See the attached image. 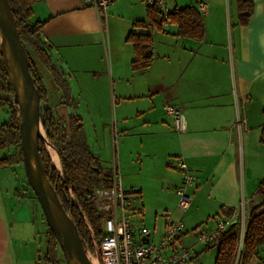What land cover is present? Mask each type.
<instances>
[{
	"label": "crops",
	"instance_id": "crops-1",
	"mask_svg": "<svg viewBox=\"0 0 264 264\" xmlns=\"http://www.w3.org/2000/svg\"><path fill=\"white\" fill-rule=\"evenodd\" d=\"M248 1L253 4V13L247 24L241 25L236 0H172V7L168 6L171 13L191 7L199 14L202 39L178 36L177 26L168 21L161 30H148L154 59L148 69L134 72V52L126 39L134 24L146 18L142 0H116L103 19L82 0H34L31 21L44 23L41 37L55 66L64 75L67 67L77 73L79 82L74 83V76L65 78L71 94L80 95L81 91L87 99L84 105L90 109L85 113L92 118L90 111L97 103L110 102L117 108L118 122L110 126L111 158H116L122 187L131 198L128 216L137 214L149 224L133 225L135 235L138 229L147 228L154 244L160 241L168 221L184 226L175 245L180 249L187 247L188 235L193 244L200 232L214 230L220 220L237 215L241 208L245 224L249 210L260 203L257 190L264 179V144L260 142L264 123V0ZM200 5L205 6L204 11ZM44 87L53 113L51 96L58 99L57 107L65 109L66 115L67 108L60 106L62 93L53 80ZM164 105L180 111L183 131L174 128ZM74 113L82 120L90 148L95 128L93 124L86 127L78 106ZM119 133L122 146L128 141L129 153L122 173ZM92 155L101 167L98 156ZM57 158L60 165L58 154ZM179 160L196 178V185L186 189L191 203L185 212L177 207L176 191L183 179ZM51 163L54 165L52 158ZM106 173L110 175V169ZM16 188L7 168H0V264H25L21 256L23 232L18 224L24 223V219L19 222V214L26 213L28 199ZM233 220L239 218L234 216ZM243 233L244 227L243 231L239 228L238 254ZM193 250L186 263L199 252L210 254L215 262L218 248L214 243L198 252ZM168 254L169 250L164 253ZM197 259L202 262V256ZM247 264H264V245Z\"/></svg>",
	"mask_w": 264,
	"mask_h": 264
},
{
	"label": "trees",
	"instance_id": "trees-1",
	"mask_svg": "<svg viewBox=\"0 0 264 264\" xmlns=\"http://www.w3.org/2000/svg\"><path fill=\"white\" fill-rule=\"evenodd\" d=\"M7 1L16 21L20 40L26 50L29 73L40 96L42 129L46 139L54 145L65 179L58 175L45 146L39 140V151L45 174L58 201L75 225L85 248L89 232L83 217L86 218L96 238L101 237V219L92 207V196L96 188L108 184L110 175L101 169L96 158L92 155L84 135L81 118L76 114L69 113L66 116V121L64 120L60 125L52 109L48 106L47 93L36 61L49 72L55 86L62 93L61 105L66 108L74 105L65 75L53 63L49 50L42 40L41 30L44 23L31 21L34 0ZM236 7L239 24H247L253 13V4L248 0H236ZM168 22L177 26L178 36L196 40H201L203 37L204 28L201 17L191 7L174 10L170 13ZM163 24L166 23L159 21L157 11L149 7L146 8L145 20L134 24L126 39V42L132 45L134 52L132 71H144L151 66L154 59L152 39L146 31L161 30ZM29 51L32 52V56L29 55ZM0 110H4L7 115V120L0 124V151L7 150V155L0 159V168L22 166L18 112L13 101V91L5 73L1 53ZM262 116L264 119V107ZM260 142L264 144V123ZM10 149H13V152L8 154ZM257 195L260 203L253 206L246 216L240 253L238 254L239 227L233 226L221 233L216 240L215 245L218 251L214 264H236L237 259V264H247L256 256L258 249L264 245V179L259 184ZM45 240L44 254L38 263L60 264L59 246L48 227L45 231Z\"/></svg>",
	"mask_w": 264,
	"mask_h": 264
},
{
	"label": "built area",
	"instance_id": "built-area-1",
	"mask_svg": "<svg viewBox=\"0 0 264 264\" xmlns=\"http://www.w3.org/2000/svg\"><path fill=\"white\" fill-rule=\"evenodd\" d=\"M87 8L95 10L102 19L106 17L109 6L116 0H82ZM146 7L157 11L160 22H167L171 13L167 0H144ZM201 11L205 6L200 5ZM165 114L173 119L174 128L181 132L184 130L183 116L179 110L164 105ZM177 167L183 172L181 186L176 191L177 207L185 212L189 209L191 198L186 189L196 185V178L188 171L187 166L179 160ZM92 207L101 219L102 235L96 238L86 218L83 217L89 232V239L85 251L89 260L94 264H184L193 255V247L176 249L175 245L184 232L182 222L168 221L165 232L157 244L149 241L151 231L147 228L137 230L130 223L127 208L131 198L124 191L119 167L116 158H112L110 179L106 186L96 188L92 196ZM234 216L239 220L234 222ZM238 226L240 231L244 227V210L241 208L237 215L228 220H220L216 228L211 231L200 232L196 237V244L202 247L211 246L227 229ZM170 254L164 255L166 251Z\"/></svg>",
	"mask_w": 264,
	"mask_h": 264
},
{
	"label": "water",
	"instance_id": "water-1",
	"mask_svg": "<svg viewBox=\"0 0 264 264\" xmlns=\"http://www.w3.org/2000/svg\"><path fill=\"white\" fill-rule=\"evenodd\" d=\"M0 53L17 107L20 152L27 183L61 249L65 264H94L87 257L75 225L58 201L45 174L38 145L39 140L44 141L40 96L29 73L26 50L7 0H0ZM61 172L59 174L57 170L58 175L65 179L63 169Z\"/></svg>",
	"mask_w": 264,
	"mask_h": 264
},
{
	"label": "rangeland",
	"instance_id": "rangeland-1",
	"mask_svg": "<svg viewBox=\"0 0 264 264\" xmlns=\"http://www.w3.org/2000/svg\"><path fill=\"white\" fill-rule=\"evenodd\" d=\"M142 1H143L144 6L146 7L144 0ZM184 1H185L184 3H186L187 1L191 2L192 0H184ZM167 6L172 7V0L167 2ZM29 55L32 56L31 51H29ZM36 63L38 65V70L40 72L41 78L44 84L48 87L49 83L52 81V78L49 72L43 66H41L40 63H38L37 61ZM69 68L73 69L72 67L64 68L66 78H70V76L71 77L74 76L75 78L74 83L76 81L79 82V80L77 79V73H71L72 70ZM88 79L91 80L92 79L91 76ZM78 93L71 94V99L73 100L74 106L73 107L70 106L67 108L66 115H65V109H63L62 107H57L58 105L57 103L59 101L54 96L50 97V105L54 108V113L56 114L57 120L60 125H62L64 120L66 121V116L69 113L75 114L74 112L78 106V109L82 112V115L84 116L86 127L89 129V127L91 126L90 124H93L95 128L96 138H95V142L91 141L90 143V151L95 156H98L102 164L101 167L103 168V171L106 172L107 169L111 168V164H112L110 126H111V122L113 121L118 122L117 108L113 107L110 102L108 103V105L97 103L95 108H91V111H90V115L92 116L91 118L90 116L87 115V113H85L86 109L88 110L90 109L89 107L86 108L84 105V102L87 99L86 98L83 99L82 97L83 95L81 96V91H80V95ZM6 120H7V115L5 111L0 110V124L4 123ZM42 135H44V141L42 143L45 146L48 155H50L51 150H54L52 148L53 144L46 140L45 134L43 133V131H42ZM118 140H119V160H120V167H121V173H122L123 163L128 153V147H127L128 141L126 143V147L122 146L123 137L120 133H119ZM11 152H13V149L8 150V154H10ZM6 155L7 153L5 151H0V158H3ZM127 160H126V163H127ZM7 171L9 172L10 178L12 179L15 186L17 187L16 189L19 195L21 194L22 196L27 197L28 199V204L26 203L27 204L26 213L24 211H21V213L19 214L20 215L19 222L21 219L22 220L24 219V223L20 222L18 224L19 229H21V232H23V240H24V245H25L24 251L21 255L22 260L25 261V264H37L38 263L37 261L41 260L44 254L45 243H46L45 231H46L47 225H46L44 216L42 214L41 208L32 190L28 186V183H27V180L24 174L23 166L9 167L7 168ZM58 173H59V170H58ZM129 217H131L130 223L132 225L142 226L141 224H144L143 226L145 225L149 226V224L143 223L141 219L138 218L137 214L131 215L130 213ZM28 218L30 219V223H27ZM188 236L189 237L187 238V240H185L186 246L187 247L193 246L196 252H198V250H201L202 246L197 245L196 242H193V244H191L190 241L192 239V236L191 235H188ZM61 253L62 252L59 247L58 258H59L60 264H65ZM201 256H202V262L200 263L197 261L198 260L197 258L200 257L201 259ZM213 262H214V258H210V254L205 255L204 252H199L196 258H194L191 262H188L186 264H213Z\"/></svg>",
	"mask_w": 264,
	"mask_h": 264
},
{
	"label": "bare ground",
	"instance_id": "bare-ground-1",
	"mask_svg": "<svg viewBox=\"0 0 264 264\" xmlns=\"http://www.w3.org/2000/svg\"><path fill=\"white\" fill-rule=\"evenodd\" d=\"M6 54L8 55V49H6ZM50 153H51V158H52L54 165L58 166L59 174H61L62 168H61V165L58 164L57 154L54 153L53 151H51Z\"/></svg>",
	"mask_w": 264,
	"mask_h": 264
}]
</instances>
